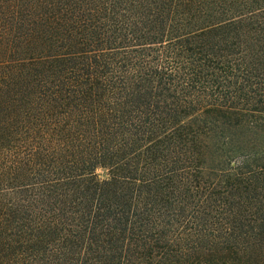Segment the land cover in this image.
I'll use <instances>...</instances> for the list:
<instances>
[{"label":"trees","instance_id":"trees-1","mask_svg":"<svg viewBox=\"0 0 264 264\" xmlns=\"http://www.w3.org/2000/svg\"><path fill=\"white\" fill-rule=\"evenodd\" d=\"M0 264H264V0H0Z\"/></svg>","mask_w":264,"mask_h":264}]
</instances>
